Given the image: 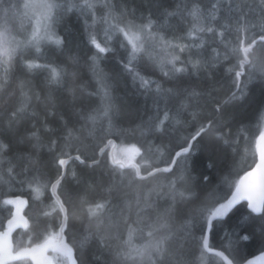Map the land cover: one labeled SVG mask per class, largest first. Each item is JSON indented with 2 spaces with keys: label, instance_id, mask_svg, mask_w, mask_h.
Listing matches in <instances>:
<instances>
[{
  "label": "snow or ice",
  "instance_id": "6c2138e0",
  "mask_svg": "<svg viewBox=\"0 0 264 264\" xmlns=\"http://www.w3.org/2000/svg\"><path fill=\"white\" fill-rule=\"evenodd\" d=\"M228 7L229 10L236 7L238 14L227 23L219 24L217 4H212L209 10L203 0H183L175 5L173 11L163 15L178 17L185 26L169 30L159 22L160 18H153L151 11L147 15L141 13L138 16L135 8L120 7L110 0H23L20 5L0 0V96L7 93L0 106L7 118V128L0 130V184H23L27 181L28 187L36 193V199L43 195V189H47L51 200L46 205L47 210L32 217L23 213L28 200L19 195L3 200L4 205L13 208L9 209L10 218L7 219L5 230L0 232V264H83L77 247L69 241V232L75 229L74 221L77 219L84 226L83 231L88 234L84 236V240L96 238L101 248L113 253L112 264H204L209 254L225 264H234L236 257L231 246L226 249L228 255L224 251H215L209 243V235L214 221L226 216L241 201H247L251 213L264 212V129H258L259 135L254 136V156L257 152L259 155L258 161L254 160L255 166L249 165L248 169L242 170L243 175L238 181L226 180L228 193L219 195L209 192L206 201L196 210L193 219L200 224L201 236L199 255L195 256L185 249L183 234L173 226V212L177 215L183 212L176 205L180 202L190 203L192 193V189L186 186L184 171L177 173L176 170L180 167L181 158H186L191 152L193 142L218 125L216 113L221 111L222 105L218 103L213 113L204 118L206 122L201 123L193 134L181 138L170 149L163 145L153 146L147 141L140 143L139 147L132 144L119 158L109 155L114 182L107 186L109 195L114 191L127 190L131 193V198L114 205L111 199L103 195L89 199L91 189L85 188L83 192L76 193L80 205L85 208L84 216L77 218L70 212L73 193L61 191L66 175L65 166L69 161L75 160L87 167H94L100 161L92 158L88 164L82 159L80 148L75 149L74 156L63 149L72 148L74 142L80 141L87 133L90 137L99 136L104 145L99 147V155L104 156L105 148L112 144L109 136L123 135L125 131L135 133L136 129L116 128L113 123L116 106L112 102L110 85L99 72V87L93 93L99 97L98 103L87 112L77 113L80 120L84 121L80 127H76L79 121L74 123L64 119L65 113L58 111V98L51 91L44 98L43 119H39L35 112L29 115L32 97L37 100L41 97L39 93L31 91L23 76L17 74L27 75L26 69L47 67L51 70L49 84L60 85L70 75L73 91L75 90L77 76L68 66H53L51 62L41 65L34 64L33 61L39 59L36 54L42 53L46 45L59 46L64 43L63 38L55 31V26L64 15L78 12L85 17L86 23L90 20L93 24L103 25L102 41L97 35L90 34V43L96 50L89 58L93 71H96L100 54L113 51L115 46L123 51L124 68L134 81L139 79L141 85L148 83L137 71L141 66L145 69H158L162 76L170 80H180L184 74L199 73L219 62L221 53L213 47L219 38V43L224 47L223 59L236 60L228 71L234 74V84L239 89L240 80L245 75L251 77L256 72L264 73V0H260L259 5L254 0L251 4L247 0H241L238 5H234L233 0H228ZM97 9H103L100 15H97ZM20 10L22 11L18 16L17 12ZM17 20L20 21L19 28L14 27ZM258 25L261 31L249 35ZM177 31L179 34H176ZM226 32H235L234 39H227ZM208 48L214 53L211 59L205 56ZM182 53H187L185 59H181ZM156 92L181 94L178 88L165 90L160 85H157ZM17 93L21 97L19 105L9 108L8 98ZM190 95L194 96L195 93ZM235 98L236 93L233 92L223 104ZM180 115L178 110L175 116ZM198 115L193 113V119H197ZM164 116L166 119L172 118L167 111ZM258 120L264 121V112L258 113ZM28 121L31 123L25 129L26 137L16 135ZM176 123L181 121L177 118ZM163 126L164 120L158 119L148 126V132H162ZM141 135H145L143 130ZM42 136L51 138L50 146L53 149L58 141H63V149L56 156L59 171L54 180L33 174L37 161L31 154L18 153L13 148L14 143L26 142L36 149L42 143ZM165 150L168 151L169 158L160 167L161 161L158 158L153 160L152 154L158 152L163 155ZM137 157L140 158L139 161ZM160 174H169L165 177L166 185L159 182ZM72 175L76 176V172L73 171ZM150 180L156 183L146 187V182ZM165 188L167 192H163ZM162 192L170 197L171 204L161 212L154 208L152 196ZM114 207H119V213L113 210ZM16 229H22L27 240L18 239L13 245L12 233ZM41 236L42 242H36ZM240 238L248 240L249 236L242 233ZM79 247H83V241ZM259 251L264 253V248ZM261 259H264V255ZM247 264H253V261L249 260Z\"/></svg>",
  "mask_w": 264,
  "mask_h": 264
},
{
  "label": "trees",
  "instance_id": "16d2710c",
  "mask_svg": "<svg viewBox=\"0 0 264 264\" xmlns=\"http://www.w3.org/2000/svg\"><path fill=\"white\" fill-rule=\"evenodd\" d=\"M9 2L20 5L23 0H9ZM110 2L120 7L135 8L138 16L141 13L147 15L151 11L153 18H160L159 22L169 30L185 26L178 17L172 18L163 15L165 12L173 11L175 5L182 3L183 0H110ZM247 2L251 4L253 0H247ZM254 2L259 5L260 0H254ZM203 3L209 10H211L212 4H217L219 24L227 23L238 14L236 7L229 10L228 0H203ZM240 3L241 0H233L234 5ZM21 11H18L17 15ZM102 11L103 9H97V15H100ZM14 27H20L17 21ZM102 29V24H93L90 20L86 23L85 17L78 12L68 13L57 22L55 31L63 38L64 43L59 46L46 45L42 49V53L36 54L39 59L33 63L44 65L51 62L53 66H68L70 71H74L77 76L75 90L73 91L70 75L60 85L49 84L51 70L47 67L26 69L27 75L18 72V75L28 81L31 91L39 93L41 97L40 100L32 97L28 114L31 115L35 112L42 120L44 98L51 91L58 98V111L65 113L64 119L74 123L79 121L76 123V127H80L84 121L80 120L77 113L87 112L98 103L99 97L93 93H96L99 87L97 82V72H99L110 85L112 102L116 106L113 123L117 129H136L135 133L125 131L123 135L109 136L108 139L112 141V144L105 148L104 156L99 155V147L104 146L101 144L99 136L94 138L88 136L87 133L80 141L74 142L70 149H63V141H58L56 148L53 149L50 146L51 138L42 136L40 147L33 149L31 144L20 142L14 143V151L25 155L31 154L37 161L33 174L53 180L59 171L56 156L62 149L70 151L74 156L75 149L80 148L82 159H85L88 164L91 163L92 158L98 159L100 163L94 167H87L75 160L69 161L65 166L66 175L61 191L73 193V205L70 207V212L75 217L82 218L85 208L80 205L76 193L83 192L85 188L90 187L91 189L89 199L103 195L111 199L114 205H119L131 198V193L127 190L114 191L111 195L107 191V186L114 183L108 160L111 148L114 147L116 150L120 146H131L134 143L139 147L140 143L150 141L153 146L163 145L170 149L181 138L193 134L201 123L206 122L204 118L213 113L216 105L221 104V111L216 113L218 125L193 142L191 152L186 158H181L180 167L176 170L177 173L180 170L184 171L187 180L186 186L192 189V193L190 203L180 202L176 205L183 212L180 215L173 212V226L177 232L183 234L185 249L198 256L201 228L200 224L193 219L196 210L202 202L206 201L209 192L219 195L228 193L229 188L226 180L238 181L243 175L242 170L248 169L249 165H254L256 159L254 136L259 135L258 129H264V121L258 120V113L264 112V73L256 72L251 77L245 75L240 80V88L237 89L234 84V74L228 71L236 63V60L235 58L223 59L224 47L217 38V43L213 47L217 48L221 56L215 66H209L199 73L184 74L180 80H170L162 76L158 69L151 67L145 69L141 66L137 68V71L148 81L147 84L141 85V81L139 79L134 81L132 75L124 68L123 51L115 46H113V51L100 54L96 71H93L92 61L89 58L96 53V50L90 43V34L97 35L98 39L102 41ZM260 31L258 25L249 35ZM176 34L179 32L177 31ZM225 36L232 40L235 32H226ZM258 47L259 45H257ZM25 55H31V53H25ZM213 55L211 48H208L205 53L206 58L211 59ZM186 57L187 53L181 54V59ZM21 63L23 64V61ZM157 85L165 90L178 88L181 94H158L156 92ZM233 92L236 93V98L223 104L232 96ZM192 93L195 95L191 96ZM6 96L7 93L0 96V106L3 105ZM20 100L21 97L17 93L8 98L7 105L9 108L18 106ZM178 110L181 115L176 117L175 114ZM166 111L169 117H172L171 119L165 118ZM193 113L199 114L197 119H193ZM177 118L181 123H176ZM158 119L164 120L163 131L153 130L149 133L148 126ZM30 123L31 121L24 123L19 132L15 133L13 130L14 133L20 137H26L25 129L29 127ZM6 128L7 118L3 108L0 107V130ZM141 130L145 132L144 136L141 135ZM157 158L161 161L159 166L163 167V161L169 158L168 151L165 150L163 155L154 152L152 159L156 160ZM139 159L137 157V161ZM73 171L76 172V176L72 175ZM141 172L143 174V168ZM167 176L169 174H160L159 182L166 185L165 177ZM153 183L156 181L150 180L146 182L145 186L150 187ZM163 192H167V188ZM163 192L160 195L152 196L154 208L161 212L171 204L170 197L164 195ZM15 195L28 200L24 214L29 217L47 210L46 205L51 203L50 192L47 189H43V195L36 199V193L28 187L27 181L23 184H0V230H3L10 217L9 209L11 208L10 205H4L3 200L13 198ZM197 196L199 199H196ZM41 200L43 204H41ZM113 210L119 213V207H114ZM133 218L135 217L133 216ZM74 223L76 227L70 230L69 241L77 247L83 264H112L113 253L108 249L101 248L96 238L89 237L84 240V236L88 235L83 231L84 226L81 225L79 219ZM262 230H264V212L261 215H254L247 210L245 204H241L224 220L214 222L209 243L214 249L224 251L226 255H228L226 249L231 246L236 257L234 264H242L248 258L261 253L259 249L264 248ZM242 233L247 234L249 239H241ZM18 239L27 240V236L23 235V230L14 235V245ZM42 239L43 236L36 242H42ZM81 241H83L82 248L79 247ZM229 258L232 259L231 256ZM204 264L225 263L209 254L205 258Z\"/></svg>",
  "mask_w": 264,
  "mask_h": 264
},
{
  "label": "water",
  "instance_id": "95a60500",
  "mask_svg": "<svg viewBox=\"0 0 264 264\" xmlns=\"http://www.w3.org/2000/svg\"><path fill=\"white\" fill-rule=\"evenodd\" d=\"M256 154V159H255V161H258V159H259V155H258V152L257 153H255ZM110 155H114V147L113 148H111V150H110ZM255 165H253V167H254ZM240 179V178H239ZM234 190V189H233ZM22 198V197H21ZM24 199V198H23ZM241 204H245L246 205V208H247V210L249 211V212H251V210L247 207V201H241V202H239L237 205H235L229 212H228V214L226 215V216H224V217H222V218H219V219H217V220H224L237 206H239V205H241ZM11 208H13V206H10ZM26 207V206H25ZM25 207L23 208V213H24V210H25ZM252 214H254V215H261L262 214V212L261 213H252ZM217 220H215V221H217ZM214 221V222H215ZM6 226H7V222L5 223V226H4V229L3 230H0V232H3L4 230H5V228H6ZM19 231H22V229H16L13 233H12V241H13V237H14V235L17 233V232H19ZM209 240H210V235H209ZM215 251H220V250H216V249H214ZM226 255V254H225ZM262 255H264V253H259L258 255H256V256H254V257H251V258H248L245 262H243L242 264H247V261H253V264H264V259H261V256ZM230 259V258H229ZM225 263V262H224Z\"/></svg>",
  "mask_w": 264,
  "mask_h": 264
},
{
  "label": "rangeland",
  "instance_id": "374dc122",
  "mask_svg": "<svg viewBox=\"0 0 264 264\" xmlns=\"http://www.w3.org/2000/svg\"><path fill=\"white\" fill-rule=\"evenodd\" d=\"M20 14H18V16H19ZM17 23H18V25L20 26V21L19 20H17ZM25 26H27V22L25 21ZM131 146H120L119 148H116V150H114V155H116L118 158L119 157H121V156H123V154H124V152L127 150V149H129ZM137 159V158H136Z\"/></svg>",
  "mask_w": 264,
  "mask_h": 264
}]
</instances>
